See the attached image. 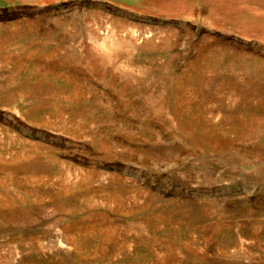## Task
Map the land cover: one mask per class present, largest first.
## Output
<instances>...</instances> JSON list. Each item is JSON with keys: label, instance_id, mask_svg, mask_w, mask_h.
I'll return each mask as SVG.
<instances>
[{"label": "rangeland", "instance_id": "obj_1", "mask_svg": "<svg viewBox=\"0 0 264 264\" xmlns=\"http://www.w3.org/2000/svg\"><path fill=\"white\" fill-rule=\"evenodd\" d=\"M0 264H264V0H0Z\"/></svg>", "mask_w": 264, "mask_h": 264}, {"label": "bare ground", "instance_id": "obj_2", "mask_svg": "<svg viewBox=\"0 0 264 264\" xmlns=\"http://www.w3.org/2000/svg\"><path fill=\"white\" fill-rule=\"evenodd\" d=\"M98 41V40H97ZM96 42V41H95ZM98 43V42H97ZM99 44H100V42H99ZM105 45V44H104ZM109 45V44H108ZM110 45H112L111 44V42H110ZM102 46V45H101ZM106 46V45H105ZM107 47V46H106ZM109 47V46H108ZM111 47V46H110ZM109 47V48H110ZM100 48V47H99ZM98 48V49H99ZM114 48V47H113ZM97 49V48H96ZM101 50V49H100ZM105 50V49H104ZM104 50H102V51H104ZM106 51V50H105ZM108 51V50H107ZM100 52V51H99ZM102 54H104L103 52H102ZM108 54H109V51H108ZM217 54V53H216ZM221 54V53H220ZM200 56V55H199ZM209 56H211V55H209ZM208 56V57H209ZM233 56H234V54H233ZM102 57H104V56H102ZM109 57V56H108ZM212 57H214V56H212ZM211 57V58H212ZM220 57H221V55H220ZM224 57V56H223ZM227 58L228 57H231V56H226ZM110 58V57H109ZM198 58V57H197ZM211 60V59H210ZM217 60H219V59H217ZM206 61V60H205ZM216 63V62H215ZM221 63V62H220ZM219 63V64H220ZM259 63V62H258ZM204 64V63H203ZM206 64V63H205ZM204 64V65H205ZM249 64V63H248ZM262 65H263V63H262ZM208 67V66H207ZM240 67V66H239ZM257 67H259V66H257ZM261 67V66H260ZM200 68V67H199ZM198 69V68H197ZM195 71H197V70H195ZM190 72V71H189ZM252 72V71H251ZM188 73V72H187ZM193 74V73H192ZM191 74V75H192ZM197 74V73H196ZM198 75V74H197ZM199 76V75H198ZM253 76V75H252ZM185 77V76H184ZM188 77V76H187ZM39 78V77H38ZM261 78V77H260ZM43 79H44V77H43ZM185 79V78H184ZM189 79V78H188ZM192 80V79H191ZM182 81V80H181ZM195 81V80H194ZM193 81V82H194ZM37 82V81H36ZM185 82V81H184ZM189 81H187V83H188ZM40 83V82H39ZM38 83V84H39ZM43 83V82H42ZM192 83V82H191ZM33 84V82L32 83H29L27 86H26V88H31L32 89V85ZM180 84H181V82H180ZM37 85V84H36ZM40 86V85H39ZM33 88H37V86H33ZM39 88V87H38ZM261 91V90H260ZM38 107V106H37ZM32 110V109H31ZM37 111V110H36ZM38 113V112H37ZM181 114H182V112H181ZM185 121V120H184ZM67 239V238H66ZM84 238H76V239H73V240H67V241H65L64 243H60L59 244V247H61V248H64V247H70V246H72V248L75 250V251H77V252H82L83 250H84Z\"/></svg>", "mask_w": 264, "mask_h": 264}]
</instances>
